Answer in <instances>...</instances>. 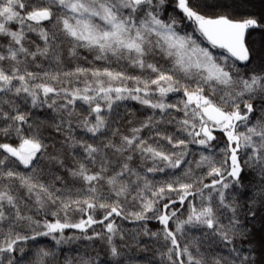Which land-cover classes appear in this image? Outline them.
I'll use <instances>...</instances> for the list:
<instances>
[{"label":"snow or ice","instance_id":"obj_1","mask_svg":"<svg viewBox=\"0 0 264 264\" xmlns=\"http://www.w3.org/2000/svg\"><path fill=\"white\" fill-rule=\"evenodd\" d=\"M0 264H264V0H0Z\"/></svg>","mask_w":264,"mask_h":264},{"label":"trees","instance_id":"obj_2","mask_svg":"<svg viewBox=\"0 0 264 264\" xmlns=\"http://www.w3.org/2000/svg\"><path fill=\"white\" fill-rule=\"evenodd\" d=\"M79 51H80V55H81V56H88L89 59L91 58L90 55H89L85 50L80 49ZM80 62L83 63V61H80ZM70 63H71V62H70ZM85 66H87V64H85ZM114 67H115V65H114ZM128 71H129V72H135L136 70L128 69ZM125 103H126V105H127L128 107H130V108H132V109H138V108H140V106L137 105V104H135V102H133V101H128V102H125ZM120 111H121V112L124 111V107H123V106L121 107ZM160 127H161L162 129H163V128H167L169 131H175V129H174V127H173L172 125H160ZM125 223H127V222H125ZM127 226L130 227V228L133 227V225H131V224H128ZM149 227H154V222L150 223V224H149ZM69 234H70V233H69ZM78 243H79V242H78ZM71 247L75 248V247H77V244H73ZM143 255H144V254H142L141 257H138V259H142ZM149 255H150V254H149Z\"/></svg>","mask_w":264,"mask_h":264}]
</instances>
